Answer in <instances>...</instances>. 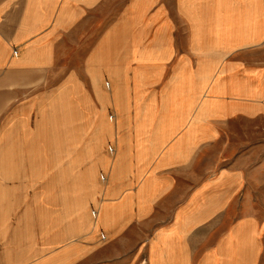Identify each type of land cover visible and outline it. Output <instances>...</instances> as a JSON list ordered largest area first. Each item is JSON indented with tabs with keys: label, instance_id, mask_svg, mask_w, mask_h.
Wrapping results in <instances>:
<instances>
[{
	"label": "crops",
	"instance_id": "crops-1",
	"mask_svg": "<svg viewBox=\"0 0 264 264\" xmlns=\"http://www.w3.org/2000/svg\"><path fill=\"white\" fill-rule=\"evenodd\" d=\"M252 125L264 0H0V264H264Z\"/></svg>",
	"mask_w": 264,
	"mask_h": 264
},
{
	"label": "rangeland",
	"instance_id": "rangeland-1",
	"mask_svg": "<svg viewBox=\"0 0 264 264\" xmlns=\"http://www.w3.org/2000/svg\"><path fill=\"white\" fill-rule=\"evenodd\" d=\"M78 64H79V62H77V65ZM82 113H83L82 110L76 111V119H75L74 124L73 123L69 124L66 117H64L65 115L61 114L59 125L57 126V128H54L56 130H59V135L61 136V139H62V137L66 139L67 137H69V135L73 134V131H74V134L76 135V139L83 137L84 127H83ZM45 129H52V127L46 126ZM236 145H237V148L239 149V153L241 155L242 154L250 155L249 158L247 156V158L241 159L242 165L243 164L251 165L252 168L254 166H259V165L264 166V125L263 126L252 125L250 127H246V130H244V128L241 126H237ZM48 160H52V159H48ZM53 160L60 167H64V169L66 171L68 166H71L70 162H71L72 158L66 156V157H59V158L53 159ZM3 161H4V159H0V163H1L0 165H4ZM75 161H76V176H77V178H79V177L83 176V173H81V172L83 171V168L85 167L86 163H85L84 157L81 155H78V152H77V157H75ZM10 176L12 177V175H7L4 173L0 174V182L11 181L12 178L10 179ZM46 176H51V175H46ZM62 176L67 177V174H60V177H62ZM64 181H66V180H63L62 183H64V186H65L67 184V182H64ZM80 182L81 181L77 180V189L80 186L83 187L82 182L81 183ZM84 183L86 184V181ZM248 184L250 185L251 188H253L255 190H257L260 187V182L254 180V179L249 181ZM262 184L264 185L263 182H262ZM61 186H63V185L61 184ZM2 192H4V189L0 190V195L3 194ZM83 197L84 196H82V198L77 196L76 213H78V211H83V206H82ZM65 208H67V203L65 205ZM106 256L107 255L104 252L101 254H94L91 257V261H92V263H97V262L103 260L104 257H106Z\"/></svg>",
	"mask_w": 264,
	"mask_h": 264
}]
</instances>
